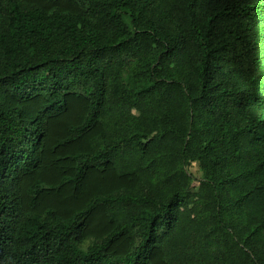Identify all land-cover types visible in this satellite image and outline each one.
Segmentation results:
<instances>
[{
  "label": "trees",
  "instance_id": "obj_1",
  "mask_svg": "<svg viewBox=\"0 0 264 264\" xmlns=\"http://www.w3.org/2000/svg\"><path fill=\"white\" fill-rule=\"evenodd\" d=\"M0 264H264V0H0Z\"/></svg>",
  "mask_w": 264,
  "mask_h": 264
},
{
  "label": "rangeland",
  "instance_id": "obj_2",
  "mask_svg": "<svg viewBox=\"0 0 264 264\" xmlns=\"http://www.w3.org/2000/svg\"><path fill=\"white\" fill-rule=\"evenodd\" d=\"M187 169L195 177V179L193 181V184L196 186L197 185V180L196 179H198L200 177V175H201V173L199 171V168H198V163L197 162L190 163L187 166Z\"/></svg>",
  "mask_w": 264,
  "mask_h": 264
}]
</instances>
